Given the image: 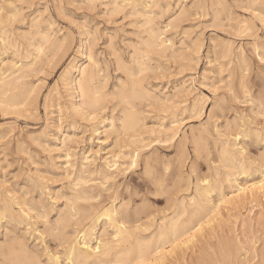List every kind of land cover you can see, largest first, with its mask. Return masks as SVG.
Instances as JSON below:
<instances>
[{"label":"rangeland","instance_id":"1","mask_svg":"<svg viewBox=\"0 0 264 264\" xmlns=\"http://www.w3.org/2000/svg\"><path fill=\"white\" fill-rule=\"evenodd\" d=\"M150 26L162 52L145 45ZM0 42L2 76L14 65L24 73L14 89L21 103L0 98V264H45L54 252L67 264L68 241L111 206L154 242L181 203L191 210L205 179L218 213L149 263L264 264V193H233L237 183L258 187L264 168V0H0ZM82 64L98 65L106 79L94 108L75 88ZM136 79L148 96L129 98L130 107L119 93ZM125 107L141 117L130 134L121 127ZM224 146L244 172L225 165ZM108 233L100 218L91 244Z\"/></svg>","mask_w":264,"mask_h":264},{"label":"bare ground","instance_id":"2","mask_svg":"<svg viewBox=\"0 0 264 264\" xmlns=\"http://www.w3.org/2000/svg\"><path fill=\"white\" fill-rule=\"evenodd\" d=\"M117 1V0H116ZM126 2V1H125ZM117 4V3H116ZM145 5V4H144ZM142 7V6H141ZM146 7V6H145ZM121 8V7H120ZM153 8V7H152ZM146 10V8H145ZM137 12V11H136ZM142 12V10H141ZM147 12V11H146ZM145 12V15H148ZM143 14V13H142ZM151 15V14H150ZM153 17V16H151ZM36 18V17H35ZM148 18V19H146ZM145 21H147V23L145 22V24H148L149 22V18L146 16ZM154 20V19H153ZM37 23V22H36ZM149 25V24H148ZM37 26V25H36ZM51 27V26H50ZM36 28V27H35ZM40 29V28H39ZM50 30V29H49ZM160 33V32H159ZM156 30H154L151 26L149 27L148 30V37L145 41V45L147 48H150L152 51L158 52L161 51V48L158 49L157 47H165L164 44V40L160 38V34H159ZM162 35V34H161ZM3 39V37H1ZM5 38V37H4ZM7 38V36H6ZM44 39V41L46 42L48 40V35H45L42 37ZM1 39V40H2ZM5 41V39H4ZM3 41V43H4ZM168 41V40H167ZM53 42V41H52ZM60 42V41H59ZM1 43V42H0ZM47 43V42H46ZM50 43V42H49ZM53 44V43H51ZM168 44V43H167ZM40 45V44H39ZM44 43H42V47H43ZM59 45V44H58ZM169 46V45H168ZM167 46V47H168ZM3 47V46H1ZM55 47H56V43H55ZM137 47V46H136ZM135 47V49H137ZM166 47V48H167ZM44 48V47H43ZM82 48V47H81ZM133 48V47H132ZM145 48V50L147 49ZM3 49V48H2ZM38 49H41V47H38ZM138 49L139 46H138ZM168 49V48H167ZM1 50V49H0ZM149 50V49H147ZM3 51V50H2ZM137 51V50H136ZM140 51L139 53L136 55H140ZM163 51V50H162ZM161 51V52H162ZM138 52V51H137ZM44 53V52H43ZM134 53V52H133ZM47 54V53H45ZM44 55V54H43ZM53 55V54H52ZM54 56V55H53ZM87 56V55H86ZM142 56V55H141ZM146 56V55H145ZM171 56V55H170ZM38 57V56H37ZM88 57V56H87ZM137 58V56H135ZM160 57V56H159ZM136 58H134V60H136ZM138 59V58H137ZM140 59V58H139ZM143 59V58H142ZM96 61V60H95ZM137 61V60H136ZM97 62V61H96ZM89 63V60H88ZM94 63V61H93ZM92 64V63H91ZM97 64V63H96ZM117 64V63H116ZM20 65V64H19ZM88 65V64H87ZM147 65V64H146ZM144 65V66H146ZM98 67V65H96ZM138 66H139V71L143 70V62L140 59V62H138ZM96 67V68H97ZM94 65H89L86 66L84 64L79 65L76 67V71H77V75H79L78 78H76L75 81V88L76 91L78 93V96L81 98V102L84 105H87L91 107H97L101 104L102 99L104 97V94L102 92V88L104 87L101 83V78L99 75V72L96 70ZM147 71V69H144ZM4 71V70H3ZM125 71V69H124ZM127 71V70H126ZM5 72V71H4ZM3 72V73H4ZM9 73L7 74V72H5V75L2 76V73L0 75V98L2 97L1 101L4 100L6 101V104H15L18 103L17 100V96L18 93H14V89L15 90H19L21 87L18 85V81L21 80L20 78L23 76L24 77V73L22 74L21 70L19 69V67L15 68V65L13 66V69L8 71ZM14 72H18L17 74ZM130 72V70H129ZM143 72V71H142ZM141 72V73H142ZM26 73V72H25ZM138 73V72H137ZM131 74V73H130ZM130 76V75H129ZM134 76V75H132ZM105 77V76H104ZM131 77V76H130ZM145 77V76H144ZM106 78V77H105ZM129 78V77H128ZM133 78V77H132ZM131 78V79H132ZM146 78V77H145ZM130 79V78H129ZM134 79V78H133ZM106 80V79H105ZM103 80V81H105ZM135 80V79H134ZM137 80V79H136ZM102 81V82H103ZM133 81V80H132ZM139 80H137L138 83ZM136 84V81H134ZM134 82H132L134 84ZM20 83V82H19ZM141 83V82H140ZM66 84V81H65ZM124 84V83H123ZM132 84V85H133ZM128 85V84H127ZM65 86V85H64ZM123 87V86H122ZM121 87V89H123ZM127 87V86H126ZM129 87H130V83H129ZM131 88V87H130ZM28 89V88H27ZM71 89V88H70ZM118 90V89H117ZM120 90V89H119ZM31 92V91H30ZM146 91L144 90V87L141 86L139 83L136 84L135 86L132 87V89L128 92L126 91H122L120 90V95H119V99L121 102H124L127 105L131 106L130 100L129 98H135V97H141V96H145L147 95L145 93ZM148 92V91H147ZM26 93V92H25ZM24 93V94H25ZM151 93V92H150ZM21 94V93H20ZM114 94L111 95L114 97ZM154 94V93H153ZM111 96V99H113V97ZM148 96V95H147ZM24 97V96H23ZM26 97V95H25ZM56 97V95H55ZM146 97V96H145ZM151 97V95H150ZM168 98V97H167ZM22 99V98H21ZM158 99V98H157ZM236 99V98H235ZM24 100V99H23ZM22 100V102H23ZM26 100V99H25ZM28 100V98H27ZM114 100V99H113ZM2 101V102H4ZM21 101V100H20ZM19 101V102H20ZM60 101V100H59ZM76 101V100H75ZM119 101V102H120ZM145 101V100H144ZM157 101V100H156ZM194 101V100H193ZM26 102V101H25ZM135 102V100L133 101ZM21 103V102H20ZM18 103V104H20ZM24 103V102H23ZM78 103V102H77ZM2 104V103H1ZM29 104V103H28ZM133 104V103H132ZM195 104V103H194ZM22 106V105H21ZM14 107V106H13ZM130 107H125L123 108V119L121 122V127L123 129H127V131L129 132V134L131 133L129 130L134 129L136 127V125L138 124V117H140L139 115L136 117L135 116V112H133L131 110ZM76 108V107H74ZM191 108V107H190ZM73 109V108H72ZM164 109V108H163ZM195 109V108H193ZM201 110V109H199ZM8 111V110H7ZM77 111V110H76ZM136 111V110H135ZM202 111V110H201ZM93 112V111H92ZM121 112V114H122ZM137 113V112H136ZM121 117V116H120ZM141 118V117H140ZM120 119V121H121ZM111 121V120H110ZM112 123V122H111ZM111 126V124H110ZM120 126V125H119ZM113 127V126H112ZM157 128V126H156ZM112 129V128H111ZM129 129V130H128ZM158 129V128H157ZM164 129V128H162ZM135 130V129H134ZM149 130H151L149 128ZM132 131V130H131ZM152 131V130H151ZM155 130H153L152 132L154 133ZM126 132V131H124ZM127 132V133H128ZM156 132H159V130H157ZM117 133V132H116ZM230 133V132H229ZM260 133V132H259ZM123 134V133H122ZM194 134V133H193ZM252 134V133H251ZM119 135V133H118ZM125 135V134H124ZM127 135V134H126ZM125 135V136H126ZM156 135V134H155ZM159 135V134H157ZM238 135L239 134H235L234 139L237 140L238 139ZM48 136V135H47ZM69 136V135H68ZM117 136V134H116ZM115 136V138H116ZM127 137V136H126ZM198 137V136H197ZM230 137V136H227ZM232 137V136H231ZM121 138V137H120ZM139 138V137H138ZM245 138V137H244ZM118 139V137L116 138ZM161 139V138H160ZM71 140V139H70ZM143 140V139H141ZM117 142L119 140H116ZM137 141V140H136ZM144 141V140H143ZM181 141V139H180ZM202 141V140H201ZM222 141V140H221ZM229 141V140H228ZM120 142V141H119ZM125 143L127 141H124ZM124 143V145H126ZM123 144V143H122ZM141 145V144H140ZM143 145V144H142ZM179 145V144H178ZM204 145V144H203ZM148 146V145H147ZM202 147V146H201ZM235 148V146H234ZM240 148V147H239ZM241 149V148H240ZM243 151V150H242ZM135 153V152H134ZM208 153V152H207ZM121 154V153H120ZM136 155V154H135ZM177 155V154H176ZM95 156V155H94ZM117 156V155H116ZM149 156V155H148ZM132 157H134V155H132ZM87 157H85L86 159ZM137 158V157H136ZM221 158L224 161L226 166H229L230 168H236L239 167L242 171L244 172V164L243 161L239 160V157L237 156V154L235 153V151H233V149L231 150V147H225L222 149L221 151ZM131 159V157H130ZM134 159V158H133ZM219 159V158H218ZM88 160V159H87ZM244 160V159H243ZM247 160V159H245ZM89 161V160H88ZM249 161V160H248ZM247 161V164H248ZM113 162V161H112ZM252 163V162H251ZM111 167H113L114 169L119 166L120 164L118 163V165H116V162L114 161L112 164H110ZM131 165H133V161L131 163ZM252 165V164H251ZM145 166V165H144ZM178 166V165H177ZM109 167V166H108ZM109 167V168H111ZM130 167V166H129ZM223 167V166H222ZM260 167V166H259ZM224 169V168H223ZM259 169V168H258ZM149 170V168L147 169ZM111 171V170H110ZM215 171V170H214ZM151 173V172H150ZM219 174V173H218ZM222 174V173H221ZM223 175V174H222ZM262 178L257 182L259 183V186L257 187V185L255 186H250V185H240L237 183L235 189L233 190V193L236 196H241V195H250V196H254L253 193L255 192V190L260 189L262 193H264V168L262 169ZM81 177V176H79ZM217 178V177H216ZM225 178V177H224ZM221 179V178H220ZM78 180V179H77ZM105 180V179H104ZM152 180V179H151ZM215 180V179H214ZM222 180V179H221ZM83 181V180H80ZM203 181V180H202ZM219 181V180H218ZM231 182V181H230ZM82 183V182H81ZM215 183V182H214ZM236 184V183H235ZM252 184V182H251ZM256 184V183H255ZM80 186V185H79ZM195 186V185H194ZM213 186L212 184L209 183V181L207 179L204 180L203 185H199V187L197 186L196 191L197 194L195 195V197L189 199L190 202L188 203V205H190L191 210H188V208H186V206L184 205V203H181V208L180 211L175 214V216L170 217V219L162 224L161 226L157 227L158 232L155 236L156 240L154 239V242H151V240H144L141 239L139 237L136 236V234L134 233V230L132 229L133 225H136L135 223L133 224V222H130V225L132 226L131 228L126 226L124 224V222L118 218L116 216L117 213V209L118 207L115 208L114 207H106V208H102L100 210V212H98L97 214L94 215V217L91 219L90 224L86 227L85 229L83 228V230L81 231L80 235H76L74 238L72 237V239H70L68 241L67 247L65 248L64 252L67 254V260L66 262H68L67 264H111L113 262V264H150L149 262L153 261L157 259L156 262L159 261H163L165 259V254L167 253H174L175 252V247L177 246H181V244L185 243V241H188L189 239H192L193 237V232L200 228L202 226L203 223H208L209 222V217L213 216L214 214L218 213L217 211V207H218V203H212V199H211V192L213 191ZM155 187V186H154ZM177 187V186H176ZM78 188V186H77ZM81 188V187H80ZM103 188V186H102ZM194 188V187H193ZM221 188V187H220ZM219 188V189H220ZM158 190V189H157ZM170 190V188H169ZM179 190V188L177 189V191ZM40 191V190H39ZM232 191V190H231ZM75 192V191H74ZM81 192V191H80ZM89 192V191H88ZM164 192V191H162ZM175 192V191H174ZM179 192V191H178ZM220 192L221 189H220ZM16 193V192H15ZM92 193V192H91ZM75 194H77V192H75ZM80 194V193H79ZM258 194V192H257ZM94 195V194H93ZM177 195V194H176ZM223 195V194H222ZM76 196V195H75ZM78 196V195H77ZM76 196V197H77ZM91 196V195H90ZM224 196V195H223ZM222 196V197H223ZM3 197V196H2ZM81 197V196H79ZM178 197V196H176ZM244 197V196H242ZM87 198V197H86ZM173 198V197H172ZM7 199V198H5ZM222 198L220 197V200ZM79 200V199H78ZM85 200V199H84ZM218 200V199H217ZM218 200V201H220ZM226 200V199H225ZM14 201V200H13ZM69 201V200H68ZM80 201V200H79ZM96 201V200H95ZM173 201V200H172ZM3 202V201H2ZM99 203V202H97ZM16 205V203H15ZM112 205V204H111ZM126 205V204H125ZM108 206V205H107ZM174 206V205H173ZM189 207V208H190ZM1 209V208H0ZM176 209V208H175ZM5 210V209H4ZM63 211V210H62ZM89 211V210H88ZM91 211V210H90ZM171 213V212H170ZM169 213V214H170ZM173 214V213H172ZM19 215V214H18ZM39 215V214H38ZM171 215V214H170ZM169 215V216H170ZM185 215L183 218L182 216ZM1 216V215H0ZM29 216V214H28ZM26 215V217H28ZM119 216V215H118ZM122 216V215H121ZM168 216V215H167ZM2 217V216H1ZM74 217V216H73ZM77 217V216H76ZM87 217V216H86ZM100 218H105L112 226L113 228V236L111 238L110 234L109 237L110 239L108 240H103L99 239L95 245L91 244V234L92 231L94 229L95 223L100 220ZM143 218V217H142ZM167 218V217H166ZM64 219V217H63ZM140 219V217H139ZM60 220V219H59ZM67 220V219H65ZM63 220V221H65ZM69 220V219H68ZM81 220V219H80ZM89 220V219H88ZM23 221V220H21ZM135 221V220H134ZM151 221V220H150ZM67 222V221H66ZM89 222V221H88ZM138 222V221H137ZM24 223V221H23ZM62 223V222H61ZM65 223V222H64ZM77 223H79V221H77ZM132 223V224H131ZM149 223V222H148ZM81 224V223H80ZM140 224V223H138ZM158 225V223H157ZM156 225V226H157ZM85 226V225H84ZM146 226V225H145ZM148 226V225H147ZM66 227V226H64ZM150 227V226H148ZM104 228V226H103ZM111 228V227H110ZM134 228H138L139 229V225L135 226ZM104 230V229H102ZM137 230V229H136ZM106 231V230H104ZM143 232L145 230H142ZM148 231V229H147ZM152 231V230H151ZM153 233V232H152ZM140 234V233H138ZM95 235V234H94ZM144 235V234H142ZM146 235V234H145ZM55 236V235H54ZM59 236V234H58ZM61 236V233H60ZM74 236V235H73ZM93 236V235H92ZM149 236V234H148ZM68 237V236H67ZM21 239V238H20ZM56 239V238H55ZM96 239V238H95ZM188 239V240H187ZM10 241V240H9ZM9 243V242H8ZM62 245V243H61ZM170 245L169 249L166 250V246ZM168 247V246H167ZM165 250V251H164ZM5 251V250H4ZM40 251V250H39ZM7 252V251H6ZM24 252V251H23ZM41 253V252H40ZM51 253V251H50ZM34 255V254H33ZM40 255V254H39ZM109 259L104 260L103 257H108ZM247 256V255H246ZM254 258V257H253ZM47 261L50 262V264H60L59 262V256H57L54 252V254H49L47 257ZM21 259H19L18 257H13L10 259L11 264H23L22 262H20ZM43 261V260H42ZM45 261V264L46 262ZM37 263V261H35ZM155 262V261H153ZM65 263V262H64ZM35 264V263H33ZM44 264V263H43ZM48 264V262H47Z\"/></svg>","mask_w":264,"mask_h":264}]
</instances>
